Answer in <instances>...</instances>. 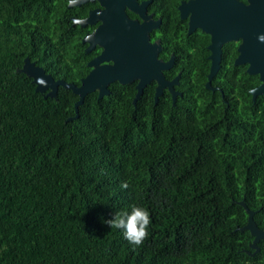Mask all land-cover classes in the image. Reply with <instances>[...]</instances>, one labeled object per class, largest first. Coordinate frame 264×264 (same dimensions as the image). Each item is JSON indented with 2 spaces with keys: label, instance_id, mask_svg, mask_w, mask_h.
<instances>
[{
  "label": "trees",
  "instance_id": "16d2710c",
  "mask_svg": "<svg viewBox=\"0 0 264 264\" xmlns=\"http://www.w3.org/2000/svg\"><path fill=\"white\" fill-rule=\"evenodd\" d=\"M68 12L66 0H0V264L253 261L241 202L264 228V95L253 100L256 78L233 65L234 48L212 91L206 36L193 51L178 30L173 49L168 27L175 102L168 91L156 101L151 83L134 103L136 83L115 82L104 98L88 94L74 118L79 96L59 87L45 97L22 72L28 57L81 85L95 52ZM133 204L151 216L140 246L103 222Z\"/></svg>",
  "mask_w": 264,
  "mask_h": 264
},
{
  "label": "water",
  "instance_id": "95a60500",
  "mask_svg": "<svg viewBox=\"0 0 264 264\" xmlns=\"http://www.w3.org/2000/svg\"><path fill=\"white\" fill-rule=\"evenodd\" d=\"M85 0H72L69 2L71 5H79ZM205 2L207 0H199ZM127 0H101V3L105 5V9L102 12L94 10L90 12V20L86 19L84 22L80 21L77 24L84 26L85 22H94L95 19H101L102 23L98 28H95L90 34L86 35L83 39V43H87L88 46L85 51L88 52L93 49L95 44H99L103 51L98 57L91 59L87 63V66L92 68L85 78L81 80V85L77 86L74 83H68L64 80H55L50 75L46 74L45 70L32 62L30 58L25 59V64L22 69L26 75L31 77L36 84L35 91L38 93H45V97H55L58 93L59 87H63L72 90L74 94L79 96V100L75 104L76 116H78V108L84 103L86 96L90 93L97 92L99 98H104L110 95L109 87L115 82H119L122 85L131 84L138 81L136 86L137 94L134 103L140 98L143 93V89L153 80L158 82L157 91L155 93L156 101L158 97L163 93L165 87L170 88L173 101L175 102L178 95L173 91L172 86L177 84L178 76L171 82H167L164 78V74L161 72L169 69L171 61L168 64L158 63L156 61V55L159 51L158 44L150 45L148 39L149 29L148 23L139 25L136 21L128 20L125 13L126 5L131 7ZM191 2L186 5L182 4L180 10L184 7L187 9L191 6ZM232 0H224V9L222 10L226 18L231 16ZM234 5L241 7L238 3ZM232 6V5H231ZM253 6L242 8L239 12V17L242 20L248 22L249 25L259 21L264 23V10H253ZM188 11L181 13L182 18H186ZM193 14V12H192ZM204 12L198 14L204 17ZM142 19H146L145 15L139 13ZM190 29L193 28L192 16L190 17ZM147 30H146V29ZM237 33V29L234 30ZM239 34L243 33L239 30ZM244 36V35H243ZM259 37V35H257ZM237 36L230 34L226 37L215 40L216 44L212 46V67L209 74V81L206 85L207 89L214 91L211 82L219 71L221 62V52L223 43L236 40ZM153 48H156L153 50ZM158 50V51H157ZM240 55L236 59V65L248 64L247 72L249 74L257 73L255 66L259 64L260 59L264 61V39L259 37L257 42L251 41L247 38L242 39V43L239 45ZM261 85L251 91L253 100L259 95H264V66L262 65L259 70ZM48 92V93H47ZM71 119V118H70ZM244 204L248 212V222L243 229L250 230L251 234L255 237L252 246L256 245L257 241L264 237V230H260L254 220L255 211L249 209L244 201Z\"/></svg>",
  "mask_w": 264,
  "mask_h": 264
},
{
  "label": "flooded vegetation",
  "instance_id": "af4514ba",
  "mask_svg": "<svg viewBox=\"0 0 264 264\" xmlns=\"http://www.w3.org/2000/svg\"><path fill=\"white\" fill-rule=\"evenodd\" d=\"M70 1L72 0H66V7L70 8L71 10V13L70 12L68 13L70 14L69 19L73 21L72 22L73 25L79 23L80 21L84 22L86 19L90 20L89 16L91 11L98 10L99 12H102L105 9V5L101 3V0H85L79 5L69 6ZM127 1H128L127 3L131 6L128 7L126 5L124 9L128 17V20L136 21L139 25H142L143 23L146 22L148 23L147 27L151 29L147 34L149 39V44L152 46L157 43L159 47V51L157 50L158 52L156 55V61L162 64H168L170 61L172 62L168 70L166 71L161 70V72L164 74V78L167 82L173 81L178 76L177 84H174L172 86L173 91L178 94L176 97L181 96V93L176 89V87L179 85V78H180V71L178 69L179 56L177 57L174 51H171L167 46H165V43L169 42L168 36H165L166 34L165 32L168 27H170V32L167 35L171 36L172 41H174L173 49L176 46H178L179 48V44L177 43L179 42L178 30H185V34L187 36H192L193 51L196 49L197 46L196 39L198 37L206 36L205 48L208 53L207 59H209V63H210L209 74L211 72V67H212V55H213L212 46L216 44L214 39L219 40L230 34L237 36L236 40H230L223 43L219 71L221 70L222 67L223 58L226 55V53H228L229 51L228 48H226V45L230 44V46H232L235 51V55L233 51V55H234L233 65L239 67L240 69L244 68L247 75L254 76L256 78L255 81L256 86L253 89L258 88L261 85L259 70L262 65L264 66L263 59H260L259 64L255 66V68L258 69L257 73L255 74H249L247 72V69L249 67L248 64L236 65V59L240 55L239 45L242 43V39L244 37L251 41L255 40L256 42L259 39V37L264 39V23H260L259 21H256L254 22V24L249 25L248 22L242 20L239 17V12L242 8H246L250 6H253L252 8L254 11H256V9L258 11L259 9L264 10V0H232V4H231L232 6L229 5L232 14L227 18L226 16H224L222 12V10L224 9V5H223L224 0H207V5H205V2L199 0H127ZM190 2L192 4L191 6H189V8L186 9L184 7L182 10H180L181 9L180 6L182 4L186 5L187 3ZM235 3H238L239 5H241V7L234 5ZM73 8L74 10H72ZM189 9L190 11L188 15L185 16L186 18H182L181 13L183 11H188ZM81 11H86V12L85 14H82V16H77L76 13H80ZM201 12L205 13L204 17L201 15L198 16V14ZM139 13L144 14L146 19H142ZM171 13H173V18L171 17L172 15ZM191 16H192V24H193L192 29H190V25H189ZM101 23H102L101 19H95L94 22L91 21L85 22L84 26L80 25L81 23L78 24L79 28L84 30L81 39H83L86 35L90 34L95 28H98L99 25H101ZM235 29H237V33L234 31ZM239 30H241L244 36L242 34H239ZM257 35H259V37ZM166 37H167V41H165ZM82 44H85V48L88 46L87 43L82 42ZM155 49L156 48H153V50ZM102 51H103L102 47L99 46V44H95L93 49H91L88 52L86 51L85 52L86 53L95 52V55H93L89 59V61H91V59L98 57ZM88 68H89L88 71L89 73L92 68L90 67ZM169 71L176 72V75H174L171 79L168 80L165 73ZM209 74H208V78H209ZM212 82H211L212 88L217 90V88L213 87ZM132 83H136L137 86L138 81ZM151 83L155 84V93H156L158 82L156 80H153L149 84ZM164 91H168L173 99V95L170 88L165 87L163 89V92ZM260 224H262V221L257 223V226L259 227L260 230H264V228H262ZM254 239L255 237L253 236L252 241L248 243V248L244 249L247 256L253 259V261L249 262L248 264H264V237H261L257 241L256 245L252 246L251 243L254 242Z\"/></svg>",
  "mask_w": 264,
  "mask_h": 264
},
{
  "label": "clouds",
  "instance_id": "9594fccd",
  "mask_svg": "<svg viewBox=\"0 0 264 264\" xmlns=\"http://www.w3.org/2000/svg\"><path fill=\"white\" fill-rule=\"evenodd\" d=\"M122 188H127V182H122ZM111 229L123 230L124 238L134 246H140L149 235L151 216L143 206L131 205L130 211L114 212L110 219L104 220Z\"/></svg>",
  "mask_w": 264,
  "mask_h": 264
}]
</instances>
